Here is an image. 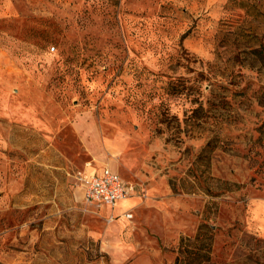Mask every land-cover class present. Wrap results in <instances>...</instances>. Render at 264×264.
I'll list each match as a JSON object with an SVG mask.
<instances>
[{
	"label": "rangeland",
	"instance_id": "374dc122",
	"mask_svg": "<svg viewBox=\"0 0 264 264\" xmlns=\"http://www.w3.org/2000/svg\"><path fill=\"white\" fill-rule=\"evenodd\" d=\"M0 264H264V0H0Z\"/></svg>",
	"mask_w": 264,
	"mask_h": 264
},
{
	"label": "built area",
	"instance_id": "2783aa9c",
	"mask_svg": "<svg viewBox=\"0 0 264 264\" xmlns=\"http://www.w3.org/2000/svg\"><path fill=\"white\" fill-rule=\"evenodd\" d=\"M78 175L84 187L83 198L89 204L113 209L117 203L131 198L137 191L133 183L124 180L108 167L100 170H84ZM123 216L130 218L132 214L126 212Z\"/></svg>",
	"mask_w": 264,
	"mask_h": 264
},
{
	"label": "crops",
	"instance_id": "0c3cea01",
	"mask_svg": "<svg viewBox=\"0 0 264 264\" xmlns=\"http://www.w3.org/2000/svg\"><path fill=\"white\" fill-rule=\"evenodd\" d=\"M102 168H104V167H102ZM102 168H100V169H102ZM108 168H109V167H108ZM100 169H99V170H100ZM109 169H111V168H109ZM111 170H112L113 172H116V171H114L113 169H111ZM116 173H117V172H116ZM133 197H135V195L132 196L131 198L125 200V201H122V203H123V204H126L127 206H126V208L120 210V212H112V209H110L109 207H106V208L110 211L111 214L114 215V217H118V216H122V217H124V216H123L124 213H126V212H130V213H131V208H130V206H128V205H129L130 200H131ZM115 207H116V206H115ZM115 207H114V208H115ZM114 208H113V209H114ZM124 218H125V217H124Z\"/></svg>",
	"mask_w": 264,
	"mask_h": 264
}]
</instances>
